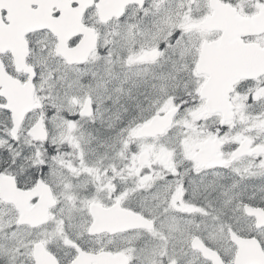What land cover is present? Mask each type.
Listing matches in <instances>:
<instances>
[{"label":"snow or ice","instance_id":"obj_1","mask_svg":"<svg viewBox=\"0 0 264 264\" xmlns=\"http://www.w3.org/2000/svg\"><path fill=\"white\" fill-rule=\"evenodd\" d=\"M0 264H264V0H0Z\"/></svg>","mask_w":264,"mask_h":264}]
</instances>
